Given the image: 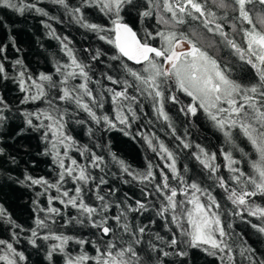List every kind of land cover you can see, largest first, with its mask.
Wrapping results in <instances>:
<instances>
[{
	"label": "snow or ice",
	"instance_id": "1",
	"mask_svg": "<svg viewBox=\"0 0 264 264\" xmlns=\"http://www.w3.org/2000/svg\"><path fill=\"white\" fill-rule=\"evenodd\" d=\"M3 11L16 19L0 15V195L17 186L34 197L30 225L0 200V264H33L25 244L37 264H199L201 254L264 264V0H0ZM28 17L40 18L58 53L21 39L15 25ZM66 21L111 51L76 48L54 27ZM29 54L50 67L33 69ZM225 55L253 79L234 78ZM169 105L185 118L203 113L219 147L195 142L191 127L178 134ZM157 124L198 162L200 178L178 167ZM113 133L142 142L147 163L115 151Z\"/></svg>",
	"mask_w": 264,
	"mask_h": 264
},
{
	"label": "trees",
	"instance_id": "2",
	"mask_svg": "<svg viewBox=\"0 0 264 264\" xmlns=\"http://www.w3.org/2000/svg\"><path fill=\"white\" fill-rule=\"evenodd\" d=\"M55 14L59 15L60 13L57 12ZM0 15L16 19L15 16H13L10 12L7 11L0 12ZM92 16L95 22H101L100 17L97 16L95 13H93ZM39 19L40 18L38 17H28V19L24 23L15 25L17 29L25 30L21 34V39H23L25 42L31 41L33 52H35L39 50V44L37 43V38L39 37L48 49L46 55L58 53V42L55 40H50L45 36V29L39 23ZM190 26L195 27V24H190ZM190 26L186 25L184 27V30L190 31ZM54 27L57 29L60 35H68L73 40L74 46L78 49H83L86 46H92L94 49L96 47H103L111 51L110 46L104 45L102 42L95 40V38L92 37L90 34H85L83 30L78 29L76 26L69 24L67 21L64 24H54ZM201 32H204L207 35H211L204 30H201ZM212 38L217 42L220 39L218 36H212ZM208 51L212 55L217 54V50L215 48H209ZM27 60L31 64L33 69L42 70L50 67V65L45 62L43 57H38L29 54ZM224 60L228 62L232 76L238 81L248 83L253 79L255 75L254 71L250 68V66L240 62L238 58H230L229 56L225 55ZM185 99L187 100V98ZM169 108L170 114L172 115V118L178 129V134L183 135L185 129L191 127V139H193L195 142H199L202 145L207 146L209 148V151H215L219 147V143L222 141V137H220L219 134L215 132L212 125L205 118L203 113H200L196 118H185L182 114H179L177 110L171 105H169ZM149 111H151L150 108ZM193 119L194 124L189 125L188 121ZM159 128L160 126L159 124H157L156 130L160 135L161 139H163L170 148L174 149L178 153V167L182 168L183 165H187L189 168V172L187 173V175L192 176L193 178H200V176L203 174V170L198 164V162L190 155L189 151L177 148V141L171 139L168 134L160 132ZM76 133L82 136L79 129H76ZM112 136L113 144L115 145L114 150L117 151L123 158L127 159L134 166H140L147 163L145 157L152 156V153L150 151H147L146 148L142 146V142L137 143L134 140L124 137L120 133H113ZM82 139L86 141L87 138L82 137ZM246 150L250 151V146L247 147ZM39 160H41L42 162L38 165L36 169V174L43 175L48 172V163L43 162L46 161V158L44 157H40ZM152 163L153 165H160L162 167L164 161L153 156ZM158 170L159 169H157V171ZM224 174L227 175L226 172ZM127 190L129 192H135L137 195H139L138 189L135 186H130ZM3 193L4 195H0V200H3V202L9 207V210L13 213L17 221L30 225L32 223L33 216L30 201L34 197V193L17 186H14L11 189L5 188L3 190ZM216 194L218 195V198H220V196L222 195V190L217 189ZM221 202L224 203L223 200H221ZM231 222H233L237 231L247 232L249 234L250 242L256 244L257 237L250 227H248L245 223L241 222L239 218H231ZM0 238H7V233L0 232ZM24 250L26 251V254L30 256V260L33 262V264H37L39 258L36 255L35 250L32 249L30 246H27L26 244L24 245ZM212 261L213 258L206 257L201 254L199 264H212ZM216 264H219V261H216Z\"/></svg>",
	"mask_w": 264,
	"mask_h": 264
},
{
	"label": "rangeland",
	"instance_id": "3",
	"mask_svg": "<svg viewBox=\"0 0 264 264\" xmlns=\"http://www.w3.org/2000/svg\"><path fill=\"white\" fill-rule=\"evenodd\" d=\"M210 1H211V3H212V0H210ZM201 34H202V36H203L206 40H208V41H212V40H214L213 38H211L210 35H207V34L204 33V32H201Z\"/></svg>",
	"mask_w": 264,
	"mask_h": 264
},
{
	"label": "flooded vegetation",
	"instance_id": "4",
	"mask_svg": "<svg viewBox=\"0 0 264 264\" xmlns=\"http://www.w3.org/2000/svg\"><path fill=\"white\" fill-rule=\"evenodd\" d=\"M208 4H209V6H211V1L210 0H208ZM190 24H194V23H192V22H189ZM211 36V38H212V35H210Z\"/></svg>",
	"mask_w": 264,
	"mask_h": 264
}]
</instances>
